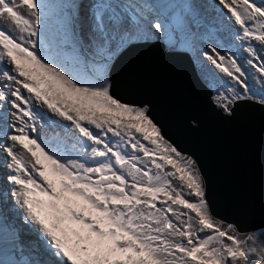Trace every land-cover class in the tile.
<instances>
[{
    "label": "snow or ice",
    "instance_id": "6c2138e0",
    "mask_svg": "<svg viewBox=\"0 0 264 264\" xmlns=\"http://www.w3.org/2000/svg\"><path fill=\"white\" fill-rule=\"evenodd\" d=\"M217 4L228 44L215 29L200 34L192 2L94 0L65 18L57 44L77 72L49 51L59 6L0 0V250L9 255L0 264H264V227L242 234L214 215L196 162L147 105L116 98L106 76L137 35L173 50L202 40L213 103L228 115L240 101L264 106V0Z\"/></svg>",
    "mask_w": 264,
    "mask_h": 264
},
{
    "label": "water",
    "instance_id": "95a60500",
    "mask_svg": "<svg viewBox=\"0 0 264 264\" xmlns=\"http://www.w3.org/2000/svg\"><path fill=\"white\" fill-rule=\"evenodd\" d=\"M144 59H157V65L169 64L166 73L187 75L195 70L188 54L167 51L155 44ZM191 104L183 95H175L183 108L174 117H167L160 106L150 116L161 127L164 136L183 154L192 158L204 178L207 199L214 215L234 223L243 234L264 227V106L252 100L238 102L231 115L213 103V93L198 83H187ZM121 101L129 95V86L122 83ZM171 100L162 96L159 103ZM176 101V100H172ZM129 103L141 105L137 100ZM197 103V105H194ZM189 105L191 106L189 109ZM169 112V111H168Z\"/></svg>",
    "mask_w": 264,
    "mask_h": 264
},
{
    "label": "clouds",
    "instance_id": "9594fccd",
    "mask_svg": "<svg viewBox=\"0 0 264 264\" xmlns=\"http://www.w3.org/2000/svg\"><path fill=\"white\" fill-rule=\"evenodd\" d=\"M82 0H76L75 4L71 8H64L63 10V26L66 17L73 16L74 13L78 10L81 15V10L85 14L86 8L83 10ZM88 3L89 0H85ZM140 2H150L152 5H164V4H173V3H185L192 2L193 0H139ZM208 1V2H207ZM217 4V0H206L203 8H198L199 12L205 19L206 27H202L199 31L200 34H205L208 30L215 29V36L219 37L225 44L231 43V37L229 35V30L231 28V22L228 20L220 10V16L210 17L208 15L209 10L212 5ZM63 32V31H62ZM61 32V35H62ZM59 34V31H57ZM58 36V35H56ZM135 40V39H133ZM49 43V51L52 53V37H48ZM127 43V42H126ZM155 44H163L166 47V50L171 52L185 53L188 54L194 62L195 70L187 75H179L174 76L171 73H166V68L169 64H165L163 60V65L159 67L157 65V59H144L145 54L148 53L149 50L155 49L158 51V55H161L160 48L155 47ZM206 44L202 40H198L194 43V46L191 48H179L177 50H173L170 46L166 44L165 41L159 40L150 35H144L143 40L127 43V47L123 49L120 53L116 55V57L112 60L109 66L106 68V76L111 84L112 94L120 99L121 95V87L122 83H126L129 86V95L127 96L125 103L127 100H137L141 103V105L129 103L136 106H144L146 103H150L155 109L160 106V108L166 114V107L164 104H160L159 101L162 96H166V99L171 100L172 104L175 106L178 101L175 99V95H183L186 98V103L191 104L193 101L191 95L186 91L185 85L187 83H198L203 85L212 91L213 95L216 94L215 88L218 86L214 84L211 80V77L208 74V71L205 69V63L207 61L203 60L200 53L205 50ZM66 48H59L58 51ZM69 50V49H66ZM85 54H88L85 52ZM241 60L244 61L247 58V54L244 52L240 53ZM67 63L70 65H79L76 61H72L71 58L68 57ZM244 67L250 73L249 75V83L253 84L257 89L260 87V83L257 79H253L257 74L253 69H251L246 63ZM157 83L161 84V87L157 86ZM170 88H174V91H171ZM176 100V101H172ZM123 102V101H122ZM194 105H197L195 103ZM194 105H189V108ZM149 108V113L152 111V108L147 105ZM51 116L52 114L49 113ZM167 115V114H166ZM62 123H70V122H62ZM111 135V134H110ZM64 136V133H62ZM65 142L71 143L72 141L69 139H65ZM188 157V156H187ZM3 174V173H0ZM244 234V233H243ZM246 234V233H245ZM243 238V236H242ZM5 256V259L9 258V255L0 250ZM17 258H19L17 256Z\"/></svg>",
    "mask_w": 264,
    "mask_h": 264
},
{
    "label": "rangeland",
    "instance_id": "374dc122",
    "mask_svg": "<svg viewBox=\"0 0 264 264\" xmlns=\"http://www.w3.org/2000/svg\"><path fill=\"white\" fill-rule=\"evenodd\" d=\"M76 0H46L47 3H49L50 5H54V6H59L57 8H55L53 10L52 15H50V19H49V35L48 37H52V47H53V51H52V55L55 59L58 60V62L60 63H64L67 67H69L71 70L73 71H79L80 70V65H70L67 63V59L68 56H63L60 51H58V49L60 47L57 46L58 44V40L61 37V32L63 31V10L64 8H71L73 7V5L75 4ZM82 6L81 8L84 10L86 8V1L82 0ZM84 15V12L81 10V16ZM70 16V13H69ZM57 31H59V34H57ZM58 35V36H56ZM127 47V43H125L124 45H122V50L125 49ZM121 49L117 50V53L113 56V58L111 59V61L108 63L107 66L110 65V63L112 62V60L116 57V55L118 53H120L122 51ZM84 55H87L84 53ZM72 60V59H71ZM74 62V60H72ZM147 143V142H144ZM17 258V257H16ZM255 259V258H253Z\"/></svg>",
    "mask_w": 264,
    "mask_h": 264
},
{
    "label": "bare ground",
    "instance_id": "6f19581e",
    "mask_svg": "<svg viewBox=\"0 0 264 264\" xmlns=\"http://www.w3.org/2000/svg\"><path fill=\"white\" fill-rule=\"evenodd\" d=\"M93 2H94V0H89L88 3H87V7L91 3H93ZM120 2H125V3H127V2L139 3V4H146V5L152 6V4L150 2H140L139 0H120ZM205 2H206V0H193V3H195L196 5H198L199 8H203ZM87 10H88V8H86L85 11L87 12ZM145 11H146V14H148L149 16H151V13H147V10H145ZM208 15L210 17L220 16V10H219V8L216 5L213 4L212 7H211V9L208 12ZM143 37H144V35L143 36L137 35V36L134 37L135 40L128 41L127 43H132V42H137V41L143 40ZM65 51H67V50L66 49H61L60 53L63 55V53ZM63 56H66V55H63ZM206 65H207V62L205 63V69H206V71H208V68L206 67ZM157 86L158 87H161V84L160 83H157ZM170 90L171 91H174L175 89L174 88H170ZM185 102H186V98H185ZM165 107H166L165 109H166L167 117H169V118L171 117V114L172 113H174L173 116L175 118L178 117L177 115L179 113H181V111H182L181 109H186L185 107H183V108H174L175 106L172 103H167V106L165 105ZM188 109H189V107H188ZM69 136H73V138H74V135L71 134V133H64V136L63 137L65 139H67V137H69ZM5 171H6L5 169H3L2 167H0V173H4ZM3 259H5V256L2 253H0V260H3Z\"/></svg>",
    "mask_w": 264,
    "mask_h": 264
}]
</instances>
